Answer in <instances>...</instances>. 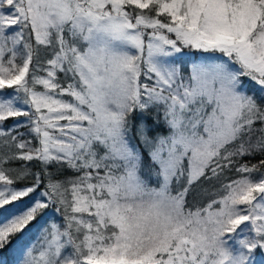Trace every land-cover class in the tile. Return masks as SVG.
Masks as SVG:
<instances>
[{"label": "snow or ice", "instance_id": "1", "mask_svg": "<svg viewBox=\"0 0 264 264\" xmlns=\"http://www.w3.org/2000/svg\"><path fill=\"white\" fill-rule=\"evenodd\" d=\"M242 77L264 93V0H0V250L22 264H254L264 159L239 160L264 154V104ZM149 120L167 134L150 137Z\"/></svg>", "mask_w": 264, "mask_h": 264}, {"label": "trees", "instance_id": "2", "mask_svg": "<svg viewBox=\"0 0 264 264\" xmlns=\"http://www.w3.org/2000/svg\"><path fill=\"white\" fill-rule=\"evenodd\" d=\"M199 56V52L195 51L193 53V55H185L184 57H182L185 61L190 60V59H196ZM243 81L246 82V86L249 88L250 85L253 84L252 81H248V79H245V77H242ZM252 83V84H251ZM134 115H138V114H134ZM134 127L135 125L139 126L140 121L138 119H134L132 121ZM137 123V124H136ZM13 125V120H8L6 122V124L4 125L5 127H11ZM20 131L22 132H26L27 129L26 128H21ZM167 131L166 126L163 125V122L161 121L160 125H156L154 123L153 120H149L148 122V135L150 137H155L158 134H165ZM27 138V137H26ZM139 141H135V144L139 145L141 147V149L143 150L142 145H140V143H138ZM144 154H145V159L147 158V153L146 150H144ZM261 159H264V154H260V153H255L254 155H250V156H246L242 159L239 160V163L243 164V163H247L249 164V166L251 165H259V161ZM19 165L17 163H13L12 165H10V167H18ZM30 168L32 170L33 173H36L38 171H41V166L39 165L38 162H32L30 164ZM50 171H52L53 173L56 172L55 168H51ZM262 172H264V169H261ZM145 174H147V170L145 169ZM75 175V173H73L71 170H65L63 173H61L58 178L60 179H65L68 178L70 176ZM229 179H236L238 178V174L235 172V169L233 168V170L231 172H226L225 174ZM47 179H44L39 190L34 194L36 197L40 196V193L44 190V185L47 184ZM153 183H155V180L153 179L152 181ZM227 182V180L225 181ZM23 183L25 184H32L33 180L31 178H29L28 180H25ZM203 187L207 188L209 187L207 184H204ZM200 189H196L194 190V192L199 191ZM189 200H192V197H189ZM205 202H207L205 200ZM44 218L47 219L50 223H57V224H61L62 221V217L60 216L59 213H56L54 209H49L47 212H45L44 214ZM39 238H40V233H36V237L34 242L38 243L39 242ZM20 251V249L18 247L15 248V250H13V248H7L4 250H0V264H15V255L16 253H18ZM70 251V249L68 250ZM260 253L257 251L254 253V260L255 258L259 255ZM261 255V254H260ZM255 264V263H254Z\"/></svg>", "mask_w": 264, "mask_h": 264}, {"label": "rangeland", "instance_id": "3", "mask_svg": "<svg viewBox=\"0 0 264 264\" xmlns=\"http://www.w3.org/2000/svg\"><path fill=\"white\" fill-rule=\"evenodd\" d=\"M185 52L189 55H193V53L195 52L194 50L193 51H189V50H185ZM211 54H205V53H201L199 52V56L198 58L196 59H190V60H187L188 62H192V61H198V60H202L205 56H210ZM217 57L220 56L219 53L215 54ZM226 59V58H225ZM190 67V63H186L184 65V70L185 72H187V69ZM245 79H248V81H251L248 77H245ZM253 82V81H252ZM252 84V83H251ZM244 86L245 88L247 89L248 91V94H255V98L257 99L258 102H260L261 104H264V93L261 92L260 90V87L258 85L255 84V82H253L252 85L249 86V88L246 86V82L244 81ZM8 91H11V90H8ZM21 106H23L21 104ZM18 119H21V120H26V118H18ZM137 124V123H136ZM138 127V125L134 127L133 129V132H132V142L133 144H135V141H139V137L138 135L136 134V131H135V128ZM167 134V131L165 134L163 135H166ZM140 143V141L138 142ZM137 145V144H135ZM139 146V145H137ZM260 254L255 258L254 260V263L255 264H264V251H258ZM24 259V252L23 251H19L18 253H16L15 255V264H22V261Z\"/></svg>", "mask_w": 264, "mask_h": 264}]
</instances>
